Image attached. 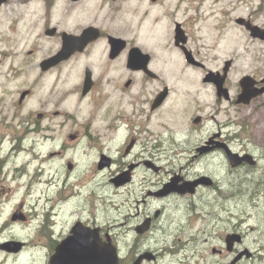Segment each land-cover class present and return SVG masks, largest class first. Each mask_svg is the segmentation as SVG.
Listing matches in <instances>:
<instances>
[{"label": "flooded vegetation", "instance_id": "obj_1", "mask_svg": "<svg viewBox=\"0 0 264 264\" xmlns=\"http://www.w3.org/2000/svg\"><path fill=\"white\" fill-rule=\"evenodd\" d=\"M205 1L0 0V187L9 186L11 193L13 187L20 188L22 199L31 202L44 195V213L43 208L34 211L33 218L16 213L18 219L13 221V212L0 206V253L2 242L18 240L24 243L20 253L46 251L44 264H52L59 247L73 257L78 248H104L106 243L99 240L110 239L118 246L115 227L104 229L99 222L104 199L109 216L112 201L123 202L128 221L122 225L131 236H145L162 224L169 205L189 207L187 225H191L199 205L215 197L222 200L217 234L211 241V234L204 231L207 235L196 246L188 242L194 249L184 264H194L200 255H204L201 264H264V226H259L264 221V40L250 35L246 24L238 22L243 17L236 16V10L228 14L219 7V21L205 32L197 26ZM185 2L187 9L180 14ZM155 8L164 12L149 19ZM180 15L184 20L179 39ZM246 18L264 29V0ZM227 23L246 31L257 47L254 58L243 56L246 51L233 46L234 41H225ZM157 32L162 35L155 36ZM224 45L227 51L222 55ZM61 53H70L68 60L45 63ZM131 55L142 58L141 67L129 65ZM178 57L185 71L201 72L181 73L175 66ZM73 61L83 65L75 82L56 88L59 73L66 81L75 72ZM210 74L218 77L208 78ZM246 77L256 95L248 103L242 100ZM69 100L80 115L66 108ZM116 105L123 115L120 110L115 113ZM77 116L87 117L84 130L66 132V120L75 128L69 120ZM163 116L185 131L176 136L169 125H162ZM112 134L124 135L120 150L114 149V140H104ZM43 145L65 170L93 169L96 180L81 206L87 220L80 218L64 227L60 211L79 192H66L70 186L57 180L56 167H33L30 174L20 159L29 152L31 162L45 160L34 154ZM162 156L171 157L168 164L162 163ZM241 194L247 199L236 202L251 205L246 214L232 207ZM92 198L95 208L89 216ZM17 199L0 193V205ZM29 220L24 237L2 239L11 233V223ZM145 226L148 229L142 232ZM44 235L47 242L37 246ZM139 239L129 245L127 264L142 255V264H166L167 252L171 257L185 253L186 245L170 243L163 244L170 246L163 255L160 249H138ZM122 260L120 253L119 264Z\"/></svg>", "mask_w": 264, "mask_h": 264}, {"label": "rangeland", "instance_id": "obj_2", "mask_svg": "<svg viewBox=\"0 0 264 264\" xmlns=\"http://www.w3.org/2000/svg\"><path fill=\"white\" fill-rule=\"evenodd\" d=\"M216 6H215V5ZM263 5L261 0H206L204 4V13H203V19L200 20L199 23H197V26L202 25L203 30L205 32H208L209 30L211 31L212 26H214L217 21L220 19V15L218 12L220 11H226L228 14L232 13V11H235V15L239 17H246L252 8H256ZM219 7V8H218ZM184 9H187V3L185 2L182 7L180 8V14L183 12ZM164 12V9L160 8H155L153 12V16L150 17L149 19H153L156 16L162 14ZM190 12H188L189 15ZM208 17V18H207ZM184 20V17H179L178 21L182 22ZM146 27L147 30L151 28V26L146 22ZM149 35V34H146ZM155 36H161V32L154 33ZM25 37H27V34H24ZM225 41H234L233 46H235L237 49H241L244 52L243 56L246 57H252L254 58L253 54V48H257L255 45L251 44L249 40V35L246 33L245 30L235 28L233 23H227L226 28H225ZM227 51V48L224 45V48L221 52L222 55H224ZM76 64L77 68L73 69V72L67 79L66 81H62L63 75L61 74V81L56 84V88H62L63 84L65 86H68L70 84H73L75 82V75L76 71L79 68H82V64H77L75 61H73L71 64ZM70 64V65H71ZM68 65V66H70ZM56 75L52 77L51 84L56 83ZM64 107V106H63ZM65 108V107H64ZM68 110L71 111V113H75L77 115H80V111L74 110L75 105L72 103L71 100H69V103L67 104L66 107ZM82 110H85V107H82ZM119 106H115V113L119 111ZM121 115L122 110H120ZM86 116H87V106H86ZM68 119V118H67ZM70 122H74L75 128L71 126V123H68L66 120L65 124V131L66 132H74V131H83V127H85V124L87 122V117H76L75 120H69ZM102 124V123H101ZM167 124L170 126L171 129L175 131V135L177 136L178 134L182 133L185 131V128L181 126V124H178L174 122L173 120L167 119L163 116L162 118V125ZM104 127V130H106V126L102 124ZM96 127L94 124L91 127V132L92 130ZM123 134H112L110 138H105V141H111L114 140L113 142V147L114 149L120 150L123 147ZM83 151L81 150L80 153ZM34 154L37 155H42L45 157V160H38L35 162H31L30 160L33 157V153H23L20 156V159L28 164V170L30 171L31 174V169L33 167L37 169H43V168H50V167H56L58 171V181L60 183H63L66 181L68 188L66 192L70 194L72 190L78 191L79 195L76 196L71 203L67 204L62 208V211H60V216L64 217L63 219V226L64 227H69L75 220H79L80 218H83L84 220H87L83 215H82V209L81 206L87 201V193L89 192V186L90 184L94 183V171L93 169H78L76 171H69L63 169L61 167L60 162L57 160H52L49 156V151L46 149V145L40 146V150ZM70 156V154H69ZM171 157L169 156H162V163L168 164L169 159ZM173 158V157H172ZM31 162V163H29ZM42 163H45L46 165L43 167L41 166ZM175 163V162H174ZM39 174V173H36ZM32 176H34L35 180L37 178L35 177V174L32 173ZM29 177V176H28ZM30 178V177H29ZM1 191L3 192V196H8L9 198L12 196H17L20 199L15 200L14 202H11L9 205H3L4 207V212H9V211H21L24 213L29 214L31 218L33 216L29 212H34L33 210H27L26 206L28 204L32 205L34 208L36 206V203L38 204V207L35 208V211L38 212L43 208L42 210V215L44 213V195H39L41 199H34L33 202L29 200L22 199V194L20 191V188L18 189L17 187H13L12 191L13 193L10 192V187L5 185L4 187H0V193ZM105 193V190L99 189V195H103ZM238 199L246 200L247 196L241 194L240 196L236 197L234 199L235 203L232 204L233 208H237L239 213L246 214L248 210L250 209L251 205L248 203H238L236 202ZM107 199H104L101 201L100 205L103 207V214L100 215L99 217V222L101 223V227L104 229H109L112 228L113 226L115 227L114 234L115 237L120 239L118 241V247L120 249L121 256L123 257V260L121 261V264H127V256L129 253V245L131 241L135 238L139 239L140 243V248H153V249H160V253H163V250H170L169 244L164 247V243H170V244H180V245H186L185 248H183L184 255L182 254H176L174 257H171L169 253H166V256L164 257V260L167 262V264H184L190 262L189 255L194 249L193 247H188V242L193 241L191 244L198 242L199 239L202 237L206 236L208 233L211 234V241L214 240L215 235L217 234L218 231V221H219V203L222 202L221 199H216L214 198H207L204 203L199 205L197 211H196V217L194 224L192 223L191 225H187V222L189 220L188 217V209L189 207L183 206V204L178 205V204H171L167 207L165 214H164V221L162 224L158 225L150 234H147L145 236H139L137 234L130 235L129 232L126 230L127 226L122 225V223L127 220L125 219V205L123 202L115 200L114 202L110 204L111 206H114V211L112 213V216L108 215V212L106 210V201ZM25 202V205L22 203ZM94 208H95V198H92V207L88 211L89 216H93L94 214ZM42 215L39 218V220H42ZM231 212H227L225 216L230 217ZM261 217H263L262 213L258 214ZM224 216V217H225ZM137 221L138 219H134ZM32 221V220H30ZM93 221V220H92ZM128 221V220H127ZM133 222V219L131 220ZM263 225L264 226V221L261 220L259 226ZM16 227L20 228H25L27 227V230L29 232V226L27 224H15ZM175 229H183L181 233H175L171 234V231ZM21 231V230H20ZM204 231L207 232L204 233ZM22 232V231H21ZM14 234L13 232L7 234V238L12 237ZM21 235V234H17ZM6 236V235H4ZM195 236H198L195 238ZM58 237V236H57ZM47 242V236H43L42 238H38L36 241L37 246L42 247L43 244ZM158 247V248H157ZM186 249V250H184ZM211 255V250L208 248L207 251ZM33 254L36 255L35 259L36 262L35 264H44L46 263L47 259V252L46 251H33ZM40 257H39V256ZM1 256H13L16 257L18 255H1ZM204 255H200L199 257L196 258L194 264H201V259ZM1 264H5L4 262H1ZM27 264V263H25ZM202 264H205L202 263Z\"/></svg>", "mask_w": 264, "mask_h": 264}, {"label": "water", "instance_id": "obj_3", "mask_svg": "<svg viewBox=\"0 0 264 264\" xmlns=\"http://www.w3.org/2000/svg\"><path fill=\"white\" fill-rule=\"evenodd\" d=\"M254 36H258L264 39L263 32H260L257 27H248ZM56 60H51L48 63L54 64ZM148 226H145L141 229L143 232L147 230ZM104 248L94 247L92 249H81L73 251V257H70L69 251L59 250V256L64 259L66 262H62V264H117L118 263V255L116 248L111 245H104ZM143 257H140V261ZM139 260L135 264H140Z\"/></svg>", "mask_w": 264, "mask_h": 264}]
</instances>
